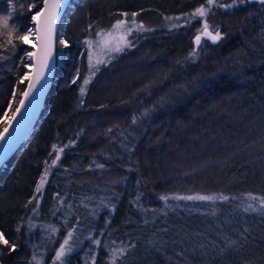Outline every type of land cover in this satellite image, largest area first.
<instances>
[{
	"label": "trees",
	"instance_id": "1",
	"mask_svg": "<svg viewBox=\"0 0 264 264\" xmlns=\"http://www.w3.org/2000/svg\"><path fill=\"white\" fill-rule=\"evenodd\" d=\"M42 1L0 0V15L23 34ZM220 3L223 38L193 54L206 0H71L36 127L0 166L1 264H53L70 232L60 264H264V4ZM125 13L171 28L90 70L82 39ZM32 50L0 35V132ZM140 59L154 86L111 87Z\"/></svg>",
	"mask_w": 264,
	"mask_h": 264
},
{
	"label": "snow or ice",
	"instance_id": "2",
	"mask_svg": "<svg viewBox=\"0 0 264 264\" xmlns=\"http://www.w3.org/2000/svg\"><path fill=\"white\" fill-rule=\"evenodd\" d=\"M261 4H264V0H259ZM240 4L245 3V0H239ZM207 5H216L217 0H206ZM237 4V0H232L231 4H224L220 3L219 7H227L232 8ZM60 6V0H43L42 6L37 3H32L30 5V9H35L34 14L31 16V20L33 22V27L28 28L23 34L17 35V28L13 25H10V17L9 15H0V35H6V43L11 46L13 50L16 49L17 44L29 45L31 44L32 47L35 48V51H26L24 53L25 57L29 61V63H25L23 66L25 68L35 67L36 71L34 75L30 78V82L28 84V90L22 93L24 99H27L31 94L32 89L35 87V83L39 82L45 75V71L49 67V61L52 57V49H53V30L55 25V18L57 10ZM210 13V8L206 7L205 5H201L197 8L191 15L193 17L199 16L201 18L206 17ZM125 16L129 14L125 13ZM138 15L137 13H132L131 16L135 17ZM125 24L124 20H118L113 28L120 29ZM199 31V30H198ZM107 36L111 37L112 33L109 32L106 34ZM202 35L205 37L210 38L213 42L218 41L221 39V33L217 30L215 33L209 30V24L205 20L203 22L202 28ZM121 41H124V37H121ZM126 42V41H125ZM201 42V35H197L195 37L196 45H199ZM59 43L61 45L67 46V41L60 40ZM113 51H121L122 48L120 46H116L112 49ZM8 57H0V59H7ZM89 64L92 63V57L89 56ZM100 61H97L99 63ZM23 78H29V73H24ZM76 81L73 80V83ZM89 83L88 79L83 80V84L87 85ZM85 91L84 87L80 88L81 94ZM24 99L20 100V105L23 107ZM20 108H16L15 112L18 113ZM15 115V114H14ZM135 123V119L133 120ZM8 132V128H4L3 132H0V140L4 139L5 133ZM55 147V145L53 146ZM60 151H63L61 149ZM60 159V155L57 154L55 160H53V164L56 163ZM44 178L41 177V183L37 185L36 191L39 192L40 188L43 185ZM184 199H197V200H213L214 197L212 196H188L183 197ZM247 210V209H246ZM55 230V229H53ZM71 237V233L68 234ZM0 241L4 244H9L7 239H4L3 234L0 233ZM68 244V240L66 239L64 243L60 246L59 251L56 253V260H61V258L65 255V245ZM115 264V262H113Z\"/></svg>",
	"mask_w": 264,
	"mask_h": 264
},
{
	"label": "rangeland",
	"instance_id": "3",
	"mask_svg": "<svg viewBox=\"0 0 264 264\" xmlns=\"http://www.w3.org/2000/svg\"><path fill=\"white\" fill-rule=\"evenodd\" d=\"M250 2H252V1L251 0H245V3H243V4L250 3ZM243 4H240L239 1H237L236 5L238 6V5H243ZM206 6L208 8H210V13L206 17L202 18V26L196 34V36L201 35V42L199 45H195L193 47V49H192L193 54L195 53V51L196 52L199 51V47L203 46V44L206 41H208V40L204 39L203 35H202L203 22L205 20L209 24V30L210 31H212L213 33H215L217 31V29L210 28L211 24L216 25L219 23V18L217 17L218 15H215L216 12L212 8L214 5H207L206 4ZM221 8L223 9L224 7H219V6L217 7V9H221ZM196 17H199V16H196ZM120 20L125 21V24L120 29L113 28V25L116 24V22L118 21L117 20L112 25V27H110L109 29L99 30L96 33H90L87 37L82 39V43L84 44V47L86 49L85 64L87 66H89L88 68H90V70L96 71V70H98L99 67H101L100 64L107 62V61H109V59L115 58L116 56H120L121 54L128 53L129 51L132 50L133 47L137 46L136 43L140 39H143L144 36H147V35L150 36V34L156 30L157 31L158 30L168 31V28L169 29L171 28V26L167 25L168 24L167 20H164L162 26H161V24L158 25L157 23H155L156 21L155 22L146 21V20L138 21L132 16L131 17L130 16H123ZM165 27H168V28L166 29ZM109 32L112 33L111 37L106 35ZM63 34H64V31L63 30L60 31V35H61L60 40H63ZM121 37H124V41H121ZM222 38H223V35L221 34V39ZM221 39H219L218 41H220ZM116 46H120L122 48V50L121 51H113L112 49L115 48ZM89 56L92 57V63L91 64H89V59H88ZM140 60L141 61L138 62V63H140L139 65H136V64L132 65L131 68H129V69L123 71L122 73L118 74L113 80V82L115 84H111V87H114L115 90L124 89L123 87L127 86V84L130 83V80L132 83V81L138 80L140 77H143V76L146 77V82H145V83H147L146 86H149V85L151 87L154 86V84L157 83V81L152 82L153 78L151 76L155 75L156 73H157L156 76L159 75L158 71H156V73H155V70L150 71L149 69L143 68L142 67V65L144 64V62L142 61L143 59H140ZM97 61H100V62L97 63ZM28 63H29V61H28ZM28 70H29V68H28ZM170 71L171 70L168 69L166 72L169 73ZM27 73H29V72H27ZM85 74H86L85 76L88 77L90 72L85 71ZM194 84H195V82H194ZM190 85H192V84H190ZM190 85H189V87H191ZM117 86H118V88H117ZM144 88H143V90H144ZM176 89L180 90L181 88H178V86H177ZM173 90H174V88L170 87L169 89H167V92H172ZM222 141H224V140L219 139V142H222ZM230 143L231 142H229L228 144H230ZM66 239L68 240V244L65 245L66 251H65L64 256L68 255L72 251V247L69 243L70 237L68 236ZM64 241L61 243V245L64 243ZM60 246L57 249V251H59ZM57 251H56V253H57ZM56 253H55L54 260H53V264H60L62 262V259L64 256L61 258V260H56ZM38 260L33 258L34 264H41L40 261H38Z\"/></svg>",
	"mask_w": 264,
	"mask_h": 264
},
{
	"label": "water",
	"instance_id": "4",
	"mask_svg": "<svg viewBox=\"0 0 264 264\" xmlns=\"http://www.w3.org/2000/svg\"><path fill=\"white\" fill-rule=\"evenodd\" d=\"M251 1L260 3L259 0ZM70 2L71 0H60V6L56 13L55 25L53 30L54 44L52 49V57L49 61V67L45 71L44 77L39 82L35 83V87L32 89L31 94L27 99H24V97L21 96V99H24L23 107H21L19 103L17 108H20V111L18 113L14 111L12 117L7 122L5 128H8V132L5 133L4 139L0 140V166L16 151V149L23 142L27 141L30 138L32 132L36 127V122L38 120L41 109L43 108V103L53 78L55 67L56 32L58 23ZM194 44L196 45L195 40ZM32 51H35L34 47ZM35 71V67H29V78H27L24 91L28 90L30 78L34 75Z\"/></svg>",
	"mask_w": 264,
	"mask_h": 264
}]
</instances>
